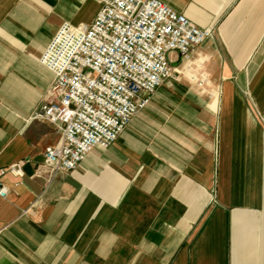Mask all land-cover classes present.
<instances>
[{
  "label": "crops",
  "instance_id": "1",
  "mask_svg": "<svg viewBox=\"0 0 264 264\" xmlns=\"http://www.w3.org/2000/svg\"><path fill=\"white\" fill-rule=\"evenodd\" d=\"M212 36L108 149L50 176L56 126L32 118L58 28L96 0H0V264H264V0H161Z\"/></svg>",
  "mask_w": 264,
  "mask_h": 264
},
{
  "label": "built area",
  "instance_id": "2",
  "mask_svg": "<svg viewBox=\"0 0 264 264\" xmlns=\"http://www.w3.org/2000/svg\"><path fill=\"white\" fill-rule=\"evenodd\" d=\"M96 1L93 23L64 22L39 59L54 81L32 118L53 124L62 138L46 148L38 173L73 171L95 148H110L164 80L176 77L167 55L176 51L187 60L212 36L161 0ZM6 173L23 176L18 163L0 177ZM7 194L1 186L0 196Z\"/></svg>",
  "mask_w": 264,
  "mask_h": 264
},
{
  "label": "rangeland",
  "instance_id": "3",
  "mask_svg": "<svg viewBox=\"0 0 264 264\" xmlns=\"http://www.w3.org/2000/svg\"><path fill=\"white\" fill-rule=\"evenodd\" d=\"M77 27H79V26H77ZM176 75H177V72H176Z\"/></svg>",
  "mask_w": 264,
  "mask_h": 264
}]
</instances>
